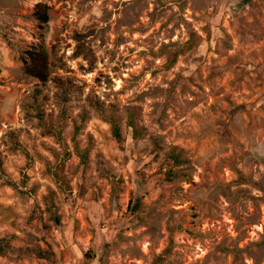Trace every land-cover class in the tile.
I'll list each match as a JSON object with an SVG mask.
<instances>
[{"label": "rangeland", "instance_id": "374dc122", "mask_svg": "<svg viewBox=\"0 0 264 264\" xmlns=\"http://www.w3.org/2000/svg\"><path fill=\"white\" fill-rule=\"evenodd\" d=\"M0 264H264V0H0Z\"/></svg>", "mask_w": 264, "mask_h": 264}, {"label": "trees", "instance_id": "16d2710c", "mask_svg": "<svg viewBox=\"0 0 264 264\" xmlns=\"http://www.w3.org/2000/svg\"><path fill=\"white\" fill-rule=\"evenodd\" d=\"M34 17L39 22L41 28L44 29V27L50 22L48 6L44 4L37 5ZM23 63L24 73L26 76L38 80L42 84L49 82L51 77V64L49 53L45 48H33L26 52V57L23 59ZM110 123L113 128V135L115 139L120 144H123L124 139L119 123L114 119L110 120ZM170 157L177 166L184 163L180 155L172 154Z\"/></svg>", "mask_w": 264, "mask_h": 264}]
</instances>
